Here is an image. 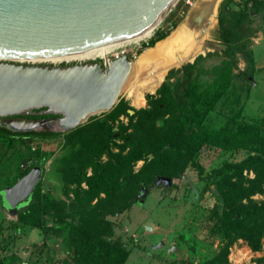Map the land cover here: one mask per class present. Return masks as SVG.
<instances>
[{
	"label": "rangeland",
	"instance_id": "obj_1",
	"mask_svg": "<svg viewBox=\"0 0 264 264\" xmlns=\"http://www.w3.org/2000/svg\"><path fill=\"white\" fill-rule=\"evenodd\" d=\"M186 1L177 0L147 38L116 47L102 59L58 64L107 62L120 54H128L135 61L186 21L198 0ZM244 3L251 13V38L240 54H234V62L223 59V46L215 39L217 4L212 25L202 38V51L166 68L154 83L148 84L147 77H134L131 72L119 91L112 109L125 105L130 116L147 109L149 95L152 102L171 103L176 77L165 79L167 72L202 57L195 66L192 104L199 114V95L207 90L209 108L203 116L197 115L199 124L182 137L177 153L163 154L157 166L161 172L137 160L118 171L113 189L87 198L93 170L109 162L97 147L100 133L108 127L116 134L115 143L123 148L122 156L130 150L119 137L131 133L135 117L131 121L125 114L106 118L112 109L95 113L79 125L89 126L73 148H62L61 137L32 140L25 146L0 140V191L13 183L18 173L28 170L26 165L20 169L21 160L33 156V164L42 169L37 196L7 210L0 195V264H264V238L258 248L251 249L245 240L232 238L230 227H216L222 201L216 180L206 178L210 169L225 163L239 162L253 153L264 155V4L258 0H229L228 5L237 11ZM151 41V47L141 48ZM238 71L243 76H238ZM152 74L151 69L148 77ZM131 91L140 93V105L132 102ZM22 117L39 120L52 116ZM185 145H198L193 164L182 157ZM111 152L118 149L111 148ZM169 168L177 171L169 173ZM162 175L169 177V186H153ZM242 175L252 177L247 171ZM141 188L146 189L138 199L141 203L129 202L128 198L136 196ZM263 199L264 189L250 197L253 202ZM144 224L151 231L143 229ZM160 242V247L150 248Z\"/></svg>",
	"mask_w": 264,
	"mask_h": 264
},
{
	"label": "water",
	"instance_id": "obj_2",
	"mask_svg": "<svg viewBox=\"0 0 264 264\" xmlns=\"http://www.w3.org/2000/svg\"><path fill=\"white\" fill-rule=\"evenodd\" d=\"M176 2L0 0V127L12 133H66L81 125L84 116L86 121L95 113L112 109L129 74L132 60L128 54L107 62L71 65L20 64L12 60L61 57L126 41L154 28ZM40 108V112H31ZM22 115L52 117L38 120ZM41 174V167L34 165L3 188L0 195L5 209L12 210L26 200ZM169 184V178L160 176L153 186L166 188ZM145 192L141 188L129 202L142 198ZM142 226L151 231L147 225Z\"/></svg>",
	"mask_w": 264,
	"mask_h": 264
},
{
	"label": "trees",
	"instance_id": "obj_3",
	"mask_svg": "<svg viewBox=\"0 0 264 264\" xmlns=\"http://www.w3.org/2000/svg\"><path fill=\"white\" fill-rule=\"evenodd\" d=\"M228 2L229 0H222L218 5L215 39L223 46L221 53L223 59L232 63L234 62V54H240L242 46L249 44L251 33H249L248 26L251 13L245 3L237 11H234L229 8ZM258 2L264 4V0H258ZM163 36L158 37L157 40L162 39ZM153 42L142 45L141 48L151 47ZM207 56H210V54H207ZM201 59L202 57L199 55L195 57L192 63L184 64L167 72L165 79L176 77L171 94V103H162L160 100L152 102V96L149 95L146 97L147 109H141L133 116L126 113L127 107L122 104L117 105L105 115L106 118H109L110 115L116 117L119 114H125L130 121L132 117H135L133 123L131 122V133L119 137L122 142L130 146V150L124 156L120 154L123 148L115 143L116 134L110 133L108 127L100 133L97 147L100 153L107 155V161L109 162L97 165V169H94L89 177L87 186L88 199L98 193L113 189L117 184L118 171H122L123 166L134 163L137 160H144L147 164L154 166L156 172L159 173L161 169L160 166L159 168L157 166L161 164L163 154L170 151L176 152L181 148L182 137L187 133L188 135L192 133L193 127L198 125L201 120L197 115L204 114L209 108L207 103L210 100V93L207 90L199 95L201 100L199 105H202L200 106L199 114H197L196 107H193L192 104L195 66ZM237 75L243 76V73L238 71ZM88 126V124H85L66 133H12L4 127H0V140L14 141L21 146H25L32 140L61 137L62 148H73L85 136ZM197 147H187L185 145L186 150H184L185 153L182 157L193 164L192 158L197 151ZM111 148H117L118 152L112 153ZM32 159L33 156L21 160L19 163L20 169ZM27 171L18 173L17 179L26 174ZM167 171L172 173L177 170L172 171L169 168ZM243 171L250 172L252 177L250 179L244 178L242 175ZM164 177L169 178L168 176ZM206 178L216 180L222 201L221 214L215 222L216 227H230L234 232V237L232 238L238 237L245 240L251 249L258 248L261 244V239L264 238V199L253 202L250 197L263 192L264 155L253 153L239 162L225 163L210 169ZM39 184L40 181L35 185L30 196L23 201L24 203L38 195ZM138 184L140 185V183ZM142 187L144 186L142 185ZM136 200L138 199L136 198Z\"/></svg>",
	"mask_w": 264,
	"mask_h": 264
},
{
	"label": "bare ground",
	"instance_id": "obj_4",
	"mask_svg": "<svg viewBox=\"0 0 264 264\" xmlns=\"http://www.w3.org/2000/svg\"><path fill=\"white\" fill-rule=\"evenodd\" d=\"M218 2L219 0H198L197 2H194L192 4V10L186 21L180 25L171 34V36L168 37V39L160 42L154 48L146 49L144 54L137 60H132L129 73H134V77L136 74L143 78L147 77V80L149 81L148 84L154 83L161 78V75L166 68L174 66L182 60L189 58L191 55L202 51V38L206 34V30H208V28L212 25ZM152 29L153 28H148L139 35L123 42L93 48L76 54L45 59L12 61L20 64H58L63 62L69 63L98 58L102 59L116 47L131 42L135 43L147 38ZM151 69L153 70V74L148 77V71H151ZM145 88H147V85L144 86V89ZM129 96H131L132 102L135 105H140L143 101L140 93L131 91ZM86 117L87 116H84V118L80 120V123H83Z\"/></svg>",
	"mask_w": 264,
	"mask_h": 264
},
{
	"label": "flooded vegetation",
	"instance_id": "obj_5",
	"mask_svg": "<svg viewBox=\"0 0 264 264\" xmlns=\"http://www.w3.org/2000/svg\"><path fill=\"white\" fill-rule=\"evenodd\" d=\"M34 165H36V164H33V162L30 161V162H28V164H26L25 169L29 168V169H28V171H29L30 168L33 167ZM28 171H27V172H28Z\"/></svg>",
	"mask_w": 264,
	"mask_h": 264
},
{
	"label": "built area",
	"instance_id": "obj_6",
	"mask_svg": "<svg viewBox=\"0 0 264 264\" xmlns=\"http://www.w3.org/2000/svg\"><path fill=\"white\" fill-rule=\"evenodd\" d=\"M186 2H188V0ZM18 264H26V262L25 261H21Z\"/></svg>",
	"mask_w": 264,
	"mask_h": 264
}]
</instances>
